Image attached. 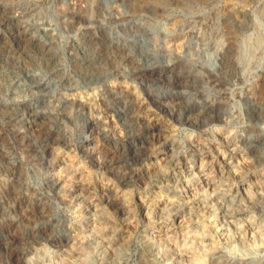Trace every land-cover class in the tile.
I'll return each mask as SVG.
<instances>
[{
	"label": "rangeland",
	"instance_id": "374dc122",
	"mask_svg": "<svg viewBox=\"0 0 264 264\" xmlns=\"http://www.w3.org/2000/svg\"><path fill=\"white\" fill-rule=\"evenodd\" d=\"M10 263L264 264V0H0Z\"/></svg>",
	"mask_w": 264,
	"mask_h": 264
},
{
	"label": "bare ground",
	"instance_id": "6f19581e",
	"mask_svg": "<svg viewBox=\"0 0 264 264\" xmlns=\"http://www.w3.org/2000/svg\"><path fill=\"white\" fill-rule=\"evenodd\" d=\"M127 55V54H126ZM137 68V67H136ZM130 73V72H129ZM152 74V73H151ZM161 76V75H160ZM155 78V77H154ZM95 80V79H94ZM166 82V81H165ZM44 86V85H43ZM157 100V99H156ZM158 101V100H157ZM130 104V103H129ZM165 110V109H164ZM174 110V109H173ZM36 131V130H35ZM91 131V130H90ZM123 135V134H122ZM31 140V139H30ZM90 144V143H89ZM92 148V147H91ZM192 152V151H191ZM127 165V164H126ZM97 184V183H96ZM256 190V189H255ZM77 198V197H76ZM15 200V199H14ZM218 200V199H217ZM257 208V207H256ZM259 209V208H258ZM189 210V209H188ZM90 211V210H89ZM174 219V218H173ZM181 221V220H180ZM194 226V225H193ZM199 226V225H198ZM192 227V226H191ZM194 228V227H193ZM192 228V229H193ZM219 236V235H218ZM168 245V244H167ZM5 246V245H4ZM174 248V247H173ZM10 249V248H9ZM11 256V255H10ZM9 256V257H10ZM14 256V255H13ZM177 260V259H176ZM62 261V260H61ZM14 263V262H13ZM11 264V263H10Z\"/></svg>",
	"mask_w": 264,
	"mask_h": 264
}]
</instances>
